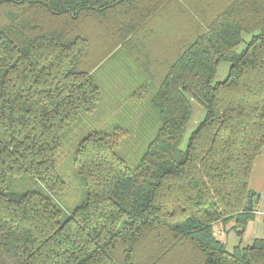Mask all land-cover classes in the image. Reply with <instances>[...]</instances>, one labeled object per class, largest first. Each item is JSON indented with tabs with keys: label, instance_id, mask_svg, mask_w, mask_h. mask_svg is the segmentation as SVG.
<instances>
[{
	"label": "trees",
	"instance_id": "obj_1",
	"mask_svg": "<svg viewBox=\"0 0 264 264\" xmlns=\"http://www.w3.org/2000/svg\"><path fill=\"white\" fill-rule=\"evenodd\" d=\"M96 39L157 83L160 123L134 162L115 132L84 135L81 193L65 206L52 193L66 185L62 139L98 107L92 72L112 51L93 60ZM193 101L205 115L183 148ZM263 150L264 0H0V264H264V239L229 250L216 233L253 219Z\"/></svg>",
	"mask_w": 264,
	"mask_h": 264
},
{
	"label": "rangeland",
	"instance_id": "obj_2",
	"mask_svg": "<svg viewBox=\"0 0 264 264\" xmlns=\"http://www.w3.org/2000/svg\"><path fill=\"white\" fill-rule=\"evenodd\" d=\"M173 26L176 27V24ZM244 37L248 40L250 36L244 34ZM162 39L152 45L151 54L163 60L164 57L173 54L174 47L167 41V37H162ZM114 47L108 39L95 40L93 60L100 63L109 53L108 51L112 50L92 72V76L99 85L101 99L98 107L92 112L83 113L77 125L71 126L62 139L57 159L59 172L65 179L66 185L61 191L52 193L65 206L74 205L81 193V185L73 165V152L75 145L84 135L93 130L115 132L118 149L128 162H134L140 157L144 145L152 139L160 123L159 117L151 112L150 104L157 83L152 82L141 72L139 61L130 58L124 48L114 49ZM243 47L244 43L238 47V50H242ZM162 64L164 65L165 62ZM162 64L161 66L151 64L152 69L158 72V75L161 72L164 73ZM229 68L230 63L222 61L215 80L225 79ZM193 111L182 143L183 148L205 115V109L198 101H193ZM221 233L222 230L219 227V235ZM229 247H232L231 243ZM229 247L227 246L228 249Z\"/></svg>",
	"mask_w": 264,
	"mask_h": 264
},
{
	"label": "crops",
	"instance_id": "obj_3",
	"mask_svg": "<svg viewBox=\"0 0 264 264\" xmlns=\"http://www.w3.org/2000/svg\"><path fill=\"white\" fill-rule=\"evenodd\" d=\"M250 188L254 191L253 219L248 222L243 235L238 236L233 229L222 232L220 235L228 247L230 243L232 244V247H229L230 250L236 245L247 246L255 239H264V150L254 162L250 176Z\"/></svg>",
	"mask_w": 264,
	"mask_h": 264
},
{
	"label": "water",
	"instance_id": "obj_4",
	"mask_svg": "<svg viewBox=\"0 0 264 264\" xmlns=\"http://www.w3.org/2000/svg\"><path fill=\"white\" fill-rule=\"evenodd\" d=\"M249 210L253 209V194L251 195L250 199H249V205H248Z\"/></svg>",
	"mask_w": 264,
	"mask_h": 264
},
{
	"label": "built area",
	"instance_id": "obj_5",
	"mask_svg": "<svg viewBox=\"0 0 264 264\" xmlns=\"http://www.w3.org/2000/svg\"><path fill=\"white\" fill-rule=\"evenodd\" d=\"M217 234H219V230H217Z\"/></svg>",
	"mask_w": 264,
	"mask_h": 264
}]
</instances>
